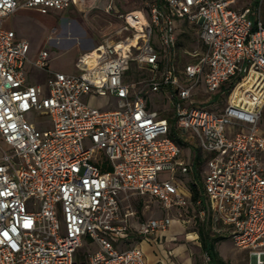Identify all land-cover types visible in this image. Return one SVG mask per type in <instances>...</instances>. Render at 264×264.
Here are the masks:
<instances>
[{"label": "built area", "instance_id": "2783aa9c", "mask_svg": "<svg viewBox=\"0 0 264 264\" xmlns=\"http://www.w3.org/2000/svg\"><path fill=\"white\" fill-rule=\"evenodd\" d=\"M91 1L0 0V264H146L127 238L163 234L172 219H138L133 201L145 209L155 201L164 211L191 204L176 182L178 174H196L174 140L185 143L184 136L201 157L206 207L234 247L249 251V264H264V0L243 9L231 8L236 0H163L116 11L128 39L80 53L75 74L50 72L46 91L27 85L29 45L2 29L3 19L18 9L45 15ZM179 21L201 44L185 58ZM47 59L42 51L31 64L47 70ZM131 64L134 81L125 75ZM216 91L227 93L220 112L202 96ZM150 93L169 104L174 138ZM89 94L113 98L115 108L88 107L82 98ZM41 113L47 129L26 119ZM163 171L169 179L159 182ZM83 239L89 250L74 262Z\"/></svg>", "mask_w": 264, "mask_h": 264}, {"label": "rangeland", "instance_id": "374dc122", "mask_svg": "<svg viewBox=\"0 0 264 264\" xmlns=\"http://www.w3.org/2000/svg\"><path fill=\"white\" fill-rule=\"evenodd\" d=\"M163 1V0H162ZM159 0H93L86 6H79L78 9L67 10L64 13L50 12L41 15L30 9H23L15 13L11 18L5 21V26L13 28L17 36L25 40L29 44V55L27 59L33 58L40 50L52 51V61L50 62V69L59 71L64 74H75L77 71L73 65L74 59L78 53L86 49L92 48L95 44L119 41L129 38V33L121 31V23L116 18V11L123 13L132 10L144 9ZM256 0H236V4L232 9H243L248 5L254 4ZM112 5V10L109 12L106 7ZM262 16H264V7H262ZM178 44L180 45L179 57L185 58V52L199 51L201 44L197 39L195 31L191 29L190 23L179 21L176 23ZM188 36V37H187ZM151 45L158 49L159 42L157 33L154 31L151 36ZM54 57V58H53ZM27 62V61H26ZM138 68L131 64L129 70L126 72V79L134 81L137 76L136 71ZM146 76L149 75L147 70H141ZM34 76L31 81L36 84L37 81L40 86L46 91V80L43 82L41 73L34 70ZM232 82L226 85L232 84ZM33 84V85H35ZM204 104H208V109L214 112H220L224 106L227 93L224 95L220 91L212 94L202 95ZM83 102L90 108L98 110H107L115 108V101L113 98L106 96L100 97L97 95H85L82 98ZM149 105L158 111L168 123L171 122L172 110L169 104L163 101V96L159 93H150L147 96ZM34 118L32 115H26L28 122L34 120L37 123L43 124L41 129L50 127L49 116L45 115ZM258 134L264 135V111L258 125ZM187 146L181 147V158L191 162L195 155L194 149L188 146L189 136H184ZM183 138V137H182ZM198 169V166H195ZM169 172H159L157 180L159 182L169 179ZM176 182L178 188L189 197L188 186L190 181L194 183H201V178L194 177L193 174L176 175ZM134 207L140 212V217L155 216L156 218L167 215L172 219V225L169 232L164 234L165 239L160 244V248L155 251V256L163 261L164 264H182L185 261L189 264H210L207 257L200 249L198 235L196 229L198 227V220L202 217L199 216L197 206L190 204L185 209H172L170 211L162 210L158 203H151L149 209L143 208L138 205L137 200ZM201 209V208H200ZM205 216L209 215L212 219L211 231L219 240L215 243V251L219 258L225 264H249L250 255L248 250H240L234 247L227 233L226 227L219 221L215 220L213 213L205 206L203 209ZM201 211V210H200ZM206 218V217H205ZM143 241L141 248L145 253V258H149V254L143 245L146 244L144 237H137L130 235L128 242L129 246H134L140 241ZM76 250L73 254V261H79L81 257L85 256L88 252V246L84 244ZM119 248H123L121 241L118 243ZM139 245V244H138ZM157 254V255H156Z\"/></svg>", "mask_w": 264, "mask_h": 264}, {"label": "trees", "instance_id": "16d2710c", "mask_svg": "<svg viewBox=\"0 0 264 264\" xmlns=\"http://www.w3.org/2000/svg\"><path fill=\"white\" fill-rule=\"evenodd\" d=\"M159 5L162 4V0H159ZM188 37V36H187ZM178 46H180L178 44ZM171 125L169 136L171 138L175 137V130L173 129V120L169 123ZM176 143L180 146H187L185 143L180 141L177 138H174ZM195 155L192 159V165L195 168V166H198V169L195 168L196 174L195 178L198 179L200 176L201 171V157L197 150L194 149ZM189 191V200L190 203L194 206H197L198 211L203 210L205 208V201L202 195V186L201 183H194L193 181H190L188 186ZM197 202L199 204H197ZM201 208V209H200ZM204 211V210H203ZM206 217V218H205ZM198 227L196 229V234L198 235L200 249L202 253L208 258V262L210 264H225L221 258L218 257L216 251H215V243L219 240V237H217L214 233L211 231V225H212V219L209 215L205 216V212L203 217L198 220Z\"/></svg>", "mask_w": 264, "mask_h": 264}, {"label": "crops", "instance_id": "0c3cea01", "mask_svg": "<svg viewBox=\"0 0 264 264\" xmlns=\"http://www.w3.org/2000/svg\"><path fill=\"white\" fill-rule=\"evenodd\" d=\"M71 9H78V8H75V7H70V8H68V9H66V10H64V11H61V13H64L65 11H67V10H71ZM20 10H23V9H18L17 11H15L14 13H12L11 15H9L8 17H6V18H4L3 19V21H2V23H1V28L2 29H4V30H7V31H12V32H14V34H15V38H16V40H23V39H21V38H19L18 36H17V34L15 33V31L13 30V28H8V27H6L5 26V21L6 20H8L9 18H11L15 13H17L18 11H20ZM23 41H25V40H23ZM100 44V43H99ZM29 45V44H28ZM98 44H95L93 47H96ZM92 47V48H93ZM30 48V47H29ZM92 48H90V49H86V50H84V51H82L81 53H83V52H86V51H89V50H91ZM42 51H45V50H40L38 53H36V55L33 57V58H28L27 59V57H28V55H29V49H28V53H27V56H26V61H25V63H24V66H23V72H24V76H25V83L27 84V85H33V84H35V83H33V84H31L32 82V80L34 79L33 77L35 76L34 75V70L35 71H38V72H40L42 75H41V78H42V81L44 82L46 79H47V77H48V75H49V73L50 72H55V71H53L52 69H50V62L53 60L52 59V51L49 49V51H46L47 53H48V66H47V70H39V69H37V68H35V67H33L32 66V62L36 59V57L38 56V54L40 53V52H42ZM80 53H78L77 55H76V57H75V59H74V62H73V65H74V63H75V61H76V59H77V56L79 55ZM54 58V57H53ZM56 72H59V71H56ZM59 73H62V72H59ZM36 78H37V75L35 76ZM36 82V84L35 85H40L37 81H35ZM137 202H138V200H137ZM153 202H155V201H153ZM152 202V203H153ZM134 203H135V200L133 201V205H134ZM156 203V202H155ZM139 205V204H138ZM137 209V208H136ZM138 211V210H137ZM138 213H139V215L137 216L138 217V219H143V218H148V217H140V212L138 211ZM150 217H155V216H150ZM156 218V217H155ZM172 225V224H171ZM171 227V226H170ZM169 232H173V230H170V228L165 232V233H163V234H159V235H156V236H154V237H150V238H145L146 239V244L145 245H143V247L146 249L145 251H147L148 252V254H149V258L148 259H146L145 258V253H144V251H143V249L141 248V244L143 243V241H140L138 244H134V245H136V246H138L141 250H142V252H143V254H144V259H145V263L146 264H164L163 263V261L162 260H160L159 259V255H158V257H156L155 256V251L157 250V249H159L161 246H160V244H161V242L163 241V240H166L165 239V236H164V234H166V233H169ZM128 240H129V238H127V242H128ZM128 245H130V243H128ZM156 253H157V251H156ZM158 254V253H157ZM156 254V255H157ZM182 264H189V263H187L186 261L184 262V263H182Z\"/></svg>", "mask_w": 264, "mask_h": 264}]
</instances>
